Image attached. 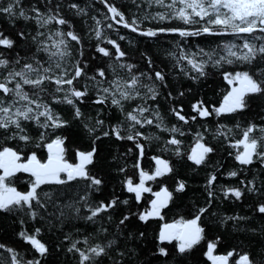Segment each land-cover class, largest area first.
Here are the masks:
<instances>
[{"label":"snow or ice","instance_id":"obj_1","mask_svg":"<svg viewBox=\"0 0 264 264\" xmlns=\"http://www.w3.org/2000/svg\"><path fill=\"white\" fill-rule=\"evenodd\" d=\"M0 264H264V0H0Z\"/></svg>","mask_w":264,"mask_h":264},{"label":"trees","instance_id":"obj_2","mask_svg":"<svg viewBox=\"0 0 264 264\" xmlns=\"http://www.w3.org/2000/svg\"><path fill=\"white\" fill-rule=\"evenodd\" d=\"M117 4L123 5L125 7V10H127V7L129 5V0H116ZM209 87H205L202 92L203 98L207 99L209 97L214 98V90H215V85L212 84V82H209Z\"/></svg>","mask_w":264,"mask_h":264}]
</instances>
